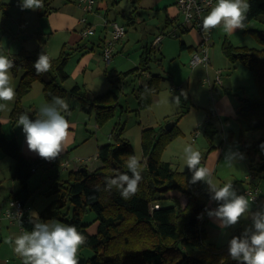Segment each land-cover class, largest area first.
<instances>
[{"label":"trees","instance_id":"16d2710c","mask_svg":"<svg viewBox=\"0 0 264 264\" xmlns=\"http://www.w3.org/2000/svg\"><path fill=\"white\" fill-rule=\"evenodd\" d=\"M248 3L250 7L242 30L251 33L261 47L234 45L225 38L221 50L231 63H241L252 72L257 96H238L236 112L237 117L245 121L247 129L258 130L264 129V0H248ZM252 19L263 27L247 28V22ZM180 45L183 46V42ZM65 46L62 45L56 58H51L43 45L33 49L21 47L18 52L8 56L14 63L11 71L18 75L16 98L9 116L11 121L15 122L19 114H25L21 96L30 90L35 80L42 82V92L48 103L54 96L64 99L74 97L81 110L95 113L98 125L111 118L118 105L120 111L127 110V107L119 104L118 95L111 89L90 95L78 84L70 88L62 84L68 78L65 64L69 52ZM82 48L83 44H77L74 49ZM42 52L50 57L51 68L46 73L37 74L33 64ZM154 59L153 47L144 46L138 65L120 72L117 80L121 82L136 70L148 71L149 63ZM161 79L159 73H150L146 84L137 88L135 97L139 109L150 106ZM180 116L177 114V120L170 130H165L163 125L142 127L139 160L146 167L141 173L139 190L130 199L121 198L116 189H106V177L114 176L115 172L131 175L126 161L129 156H136L129 140L122 136L123 124L116 122L111 129L112 140L97 147V166L89 169L81 165L68 170L64 178L58 173L54 175L52 183L43 191L45 194L56 193L57 197L39 212L38 218L76 226L87 238L84 246L92 250L87 264H240L229 256L228 241L233 236H241L245 229L240 226L234 228L223 243L208 241L207 213L214 203L209 190L203 187L202 182L192 183L191 177H186V172L176 171L168 161L160 159V152L178 132L176 122ZM250 149L249 169H255V155L259 168L263 170L264 137L257 139ZM0 151L15 161L12 177L19 187L9 193V199H19L28 205L33 193L28 184L29 178L38 167L47 169L51 164L39 156L24 155L17 138L6 135L1 124ZM82 166L86 168L81 169ZM181 196L186 198L183 205ZM160 198H172L173 203L154 205V201ZM65 206L67 209L63 210ZM87 211L95 213L93 221L97 224L94 232L87 230L91 223L82 220ZM198 216L201 218L198 219ZM35 220L36 216L26 214L20 217L18 224L23 230L31 231Z\"/></svg>","mask_w":264,"mask_h":264},{"label":"rangeland","instance_id":"374dc122","mask_svg":"<svg viewBox=\"0 0 264 264\" xmlns=\"http://www.w3.org/2000/svg\"><path fill=\"white\" fill-rule=\"evenodd\" d=\"M52 1L43 0L44 6L41 9L30 10L22 9L21 0H0V55L8 57L18 52L21 46L30 49L34 48L41 41L51 58L59 56L63 45L62 41H56L51 34L42 35L37 33L41 13ZM68 1L73 8L70 11L79 10L74 4L76 0ZM133 4V0H111L109 2L110 8L107 11L108 14L104 8L96 10L95 6L91 12H81L80 17H85L87 22L94 27L92 35L82 37L85 41H96L99 36L105 33L104 19L106 17L107 19L115 17L117 22L124 23L127 28L126 37L121 42H115V50H113L110 63L106 66V71L95 75H92L89 69L82 65L81 61L79 62V50L74 49L77 44L72 46L69 40L64 43L66 44L65 50L69 52L65 70L70 76L63 85L66 88H70L76 82L89 94L95 95L104 93L108 89L113 90L118 95L119 104L127 107V110L120 111L118 105L114 115L101 124L100 130L103 129L105 133H109L116 122L123 124L122 136L129 140L138 158L141 156L140 132L142 127L164 125L166 121L177 117V114L181 115L176 122L178 132L164 146L160 152V159L168 161L174 170L186 172V177H191L192 173L187 169L183 161L184 147L191 144L194 149L200 151L202 157L205 156V153L209 152L208 154H210L215 148L218 149L217 153H221V157L220 155L217 157H220L218 163L212 168L214 179L221 185L225 182H232L237 194L244 195L250 201L249 215L241 218L232 229L225 228L224 233H222L223 228L219 226L218 220L214 217L210 218L207 224V240L223 243L234 228L239 226L243 229L251 228V213L264 207V205L260 206L264 204V169L259 168L257 164L258 158L253 155L255 169L248 170L249 159L244 149H250L257 139L264 137V129H247L245 121L238 117H209L210 111L213 110V103L216 101V96L219 93L225 92L228 94L233 101L235 109L238 106V96L245 95L251 98L257 96L252 72L242 65H238L237 68L233 67V63L224 56L221 50V43L225 37L235 45H246L257 48L261 47V45L251 33L243 32L242 29L236 30L233 33H225L222 27L218 28V32L212 29L210 39L212 43L209 46L210 63L207 65L200 64L192 68L190 67L189 59L193 50H189L188 53L184 50H179V42L181 40L189 42L187 40V32L178 30V36L176 37L164 35L159 43V49L153 48V56L161 58V61L158 63L156 60H151L149 71L150 73L162 74L164 77L169 76L170 79L161 82L156 100L152 101L148 109L141 111L137 106L136 97L132 93V88L137 83L131 76L123 83H119L117 75L138 64L140 42H149L161 30L166 34L176 27V23L174 25L167 24L165 27H162L163 29L161 28V24L156 27L152 25L153 23H147L146 20L143 23L135 25L127 24L125 23L126 18L124 15L129 14L133 8ZM179 21H182L181 16H178L176 19V22ZM260 25V22L252 19L247 22L246 27L261 28ZM81 26L80 24L79 27L81 28ZM79 27H76V29ZM234 64L237 65V63ZM10 72L12 76L11 82L15 90L18 75H15L11 70ZM218 72H220V84L216 86L217 90L209 89L208 83H203L204 80L209 79L211 81ZM174 97L180 98L179 105L173 102ZM65 101L68 103V111H71V114H74L73 111H78L79 105L76 98L68 96ZM44 103L48 102L42 92V83L39 80H35L30 90L21 96V104L26 109V114L32 119V110L38 112L39 107ZM11 107H13V102L8 103L5 110H0L1 126L8 136H23L21 127L17 126L16 121H11L9 117ZM80 113L81 115L83 114L82 112ZM165 115L169 116L170 119L165 118ZM207 117L209 118L207 119ZM73 150L68 148V152H63V154L70 158L80 159V155H77ZM26 152L31 151L27 148ZM215 156L214 160L216 159ZM226 157L231 158V167L226 163ZM82 158L85 159L86 157ZM12 163L13 159L2 154L0 151V212L5 207L10 193ZM88 166H90V162ZM201 166H204V164L201 163ZM58 171L60 173L62 170L59 169ZM251 172L254 175V185H257L260 189L256 200L249 194L244 193L245 189L251 185L248 183L249 179L245 178ZM67 173L68 170H64L60 177L64 178V176H67ZM54 174H56V170L52 167L47 170L39 168L32 173L28 181L30 189L33 190L32 198L28 202L29 213L38 216L39 212L57 197L56 193L45 194V191H43L44 188L48 187L45 184L49 181L50 176ZM15 183L17 184V181ZM202 185L208 189L206 183L202 182ZM185 201L186 198L181 196L180 202L182 205ZM158 203L161 206H167L171 205L173 200L172 198H160L158 201H154L153 204L157 205ZM213 206L216 208L218 202L214 201ZM65 209H67V206L63 207V210ZM94 218L95 213L87 211L83 215L82 220L83 222L91 223ZM40 221L47 222L49 220ZM6 223L9 226H6ZM0 229V264H23L22 258L14 253L9 244L4 242L8 236L18 235L21 231L16 224L6 222V220L0 222ZM219 229H221V232ZM91 253L92 250L89 247L82 245L78 251L79 264H87V257Z\"/></svg>","mask_w":264,"mask_h":264},{"label":"clouds","instance_id":"9594fccd","mask_svg":"<svg viewBox=\"0 0 264 264\" xmlns=\"http://www.w3.org/2000/svg\"><path fill=\"white\" fill-rule=\"evenodd\" d=\"M43 6V0H21L22 9L36 10ZM249 7L248 0H215L207 14L201 17L202 29L208 32L222 27L225 33L243 29ZM13 67L11 59L0 55V110H5L8 103L16 98L10 72ZM33 67L37 74L48 72L51 68L50 57L42 52ZM173 102L179 105L180 98L174 97ZM68 107L64 98L54 96L50 103L39 107L34 119H30L27 114H19L16 125L21 127L29 151L47 161L60 156L69 135L70 125L63 114L68 111ZM201 160L200 151L191 144L184 147L183 161L192 173L191 182L206 183L211 199L218 202L214 210L208 211V216L216 218L221 228L236 225L241 218L249 215V199L238 195L232 182L221 185L216 181L213 170L201 166ZM226 163L232 166L230 157H226ZM126 167L131 175L115 172L114 176L106 177L105 181L107 190L116 189L121 198L130 199L139 190L141 173L146 166L141 164L137 156L131 155L127 158ZM251 221V228L228 241V254L240 264H264V207L251 213ZM86 239L74 225L57 220L42 222L36 216L31 231L24 230L18 235H10L4 242L22 258L23 264H79L78 251Z\"/></svg>","mask_w":264,"mask_h":264},{"label":"crops","instance_id":"0c3cea01","mask_svg":"<svg viewBox=\"0 0 264 264\" xmlns=\"http://www.w3.org/2000/svg\"><path fill=\"white\" fill-rule=\"evenodd\" d=\"M78 1L79 0H76L74 2V4L79 8V10L78 11L77 10L70 11L73 8L71 7L68 0H53L48 5V7L45 8V10L41 13V17H40V21H39L40 25H38V27H37V31H38L37 33L42 34V35L51 34L52 37L54 36L56 41H62L63 44L66 43L68 40L70 42V45H72V46L75 44H83V48L78 51L79 62L81 61L82 65L85 66V68H88L92 75L99 74L100 72L106 71V66H108L105 64V62L102 59L101 51H102V45L104 43V40L109 36V29H107L108 27H106L105 33H103V35L99 36L96 41L91 40L89 42V41H85V39H82V37H87L89 35H87V36L81 35V28L79 26L81 24L80 23V18H81L80 15H81V12H83V10L80 7ZM110 1L111 0H95L94 6H95L96 10L104 8L105 12L108 14L107 11L110 8L109 7ZM133 2H134V4H133V8L131 10L132 12L130 11L128 15H126V16L124 15V17L126 18L125 23L135 25L137 23H143V21L146 20L147 23H149V24L153 23L152 25H154L156 27H158V25L161 24V28L165 27L167 24L174 25V23H176V27H174L172 29L175 30L176 32H178V30H181V32H187V35H188L187 40L189 41V42H186L185 40L184 41L181 40L179 42V50L180 51L184 50L185 52L188 53L189 50L195 49V47L199 41V34L194 28L182 27V25H180V23H181L180 21L176 22V19L178 18V16H181V13L177 8L175 0H133ZM214 3L211 6H213ZM211 6H209L204 11L203 15L207 14V12L210 10ZM92 18H93V16H92ZM106 19H107V17H106ZM109 20H116V18L113 17ZM122 24L125 25L124 23H122ZM76 27H79V28L76 29ZM260 27L262 28L263 25L261 24ZM218 28H221V27H218ZM218 28H215L216 32H218ZM236 30H241V29H236ZM126 31H127V28H126ZM159 33H163V30H161V32L159 31L158 34ZM164 35L176 37V36H178V33L176 35L163 33V36L160 39L159 43L163 39ZM217 35H219V34H217ZM125 37L126 36L124 35L122 38L117 40V42L123 41ZM154 37H153V39H154ZM153 39L149 40V42H144V43L140 42L141 43L140 53H141V50L144 46L151 45ZM224 39H225V37L223 38V40ZM181 42H183V46L180 45ZM230 42L232 43L231 40H230ZM232 44H234V43H232ZM39 45H43V43L41 41H39L35 47H37ZM21 47H23V46H21ZM43 47H44V45H43ZM30 49H33V48H30ZM140 53H139V56H140ZM154 60H156L158 63H160L161 58H160V60H158L157 58ZM138 61H139V59H138ZM209 63H210V61H209ZM137 65L138 64H136L135 66H137ZM149 65H150V63H149ZM238 65H242V64H239V63H237V65L233 64V67L237 68ZM135 66H133V67H135ZM197 66L198 65H195V66L190 65V67H192V68L197 67ZM242 66H244V65H242ZM149 75H150L149 69H148V71L136 70L134 73L125 76L123 78V80L119 83H123L126 79L129 78V76H131V78H133V80H135V82L137 83V85L132 88V93H134V95H135L137 88L139 86L146 84V82L149 78ZM160 75L162 76V79L159 83V88H158L157 92L152 97V101L156 100V98H157V93L160 90L161 82L163 80H166V79L169 80L170 79L169 76L164 77V75H162V74H160ZM13 76H15V75H13ZM69 76H70V74L68 73V78H69ZM214 79L215 78H213L210 81L212 83L211 85L207 84V82H205V81L203 83L207 84L209 89L217 90L216 86L218 84L214 82ZM66 80H64L63 83ZM16 83H17V81H16ZM74 84H78V83L74 82L73 85ZM90 95H95V94H90ZM216 97H217L216 101L213 103V110L210 111L209 117L233 116L236 118L237 117V112H236L237 109L234 108L233 101L228 96V94L223 92L222 94H220V93L217 94ZM118 102H119V99H118ZM78 105H79V103H78ZM150 106H151V104H150ZM149 107L142 108L141 111L146 110ZM23 109H24L25 114H26V112H27L26 109L24 107H23ZM73 109H75V107H73ZM70 112L71 111H67L64 114L65 118L69 122L70 132H69L68 138L66 139V142L64 144V151L63 152H68V148L69 149L71 148V149H74L73 151H75V153L77 155H80L81 158H80V160H76V158H70L69 156H66L65 154H63V152H62L60 154V156H58L57 160L54 161L50 165V168L51 167L54 168L56 170V173H58L60 176L62 175L64 170L76 169V168L80 167L81 165H85L89 169H92L95 166H97L99 164V160L97 159V147L101 144H104V143L112 140L111 130L109 133H105L103 131V129L100 130L101 125H98L96 123L94 112H86V111L81 110L80 108L78 109V111H73L74 114H71ZM80 112H82L84 115L83 114L81 115ZM36 113H37L36 110H34V111L32 110V114H31L32 119L35 118ZM209 117H207V119ZM165 118L170 119V117L167 115H165ZM0 124H1V122H0ZM161 125L162 124H160L159 126H161ZM14 136L17 138V140L20 144L21 152L24 155L31 156V157L38 156L34 152H26L27 145L25 143L24 135L23 136L14 135ZM244 149L246 150L245 153L249 159V155L252 154L251 149H248V148H244ZM217 151H218V149L215 148V150H213V152H211L210 154H208L209 152L205 153V156L202 157L201 163L204 164V166L210 167L211 169L214 168V166L218 163V159L221 157V153L219 154V152L217 153ZM248 151H250V152H248ZM219 155H220V157L217 158ZM6 156H8V155H6ZM214 156L216 158L215 160H214ZM9 157H11V156H9ZM82 157H86V158L84 159ZM12 159H13V163L11 164V178L12 179H11V183H10V187H9L10 192L15 191L19 187L18 182H17V184L15 183V181H17V180L12 177V169H13L14 162H15L14 158H12ZM64 160L70 161V164L66 168H63V166H62V161H64ZM89 162H90V166H88ZM248 164H249V161H248ZM39 168L40 167H38L36 170H38ZM47 169H49V168H47ZM47 169H45V170H47ZM59 169L62 170L60 173L58 171ZM248 170H250L249 166H248ZM251 174H252V172H251ZM54 175L50 176L49 181L47 182V184H45L46 186H49L52 183V181L54 179ZM245 178L247 180L249 179L248 183L253 185L254 179H250L248 177H245ZM8 199H9V196H8ZM6 205H7V202H6ZM158 205H159V203H158ZM263 205L264 204H261L260 206H263ZM4 208H2L1 212L3 211ZM214 209H215V207L212 205V210H214ZM27 215L28 216H35L33 213H29V212H27ZM210 218L211 217L208 216L207 224L209 223ZM6 222H8V221L6 220ZM12 224H16L20 231H24L19 226L18 222H16V223L13 222ZM96 224H97L96 221L91 222V224L87 227V230L89 232H94L96 229ZM207 224H206V229H207ZM6 226H9V225L7 224ZM10 226H13V225H10ZM232 227L233 226H229L226 229H232ZM224 229L225 228H223L222 233H224ZM219 230L221 232V229H219ZM207 232H208V230H207Z\"/></svg>","mask_w":264,"mask_h":264},{"label":"built area","instance_id":"2783aa9c","mask_svg":"<svg viewBox=\"0 0 264 264\" xmlns=\"http://www.w3.org/2000/svg\"><path fill=\"white\" fill-rule=\"evenodd\" d=\"M215 0H175L178 10L181 13L182 21L180 25L182 27H190L194 28L199 34V41L191 54L189 59V64L191 66L195 65H207L209 64V46L211 45V35L212 30L205 32L201 26V17L203 16L204 11L211 6ZM80 7L83 12H91L94 9L95 0H79L78 1ZM81 26V35L87 36L92 35L94 33V27H92L89 22H87L85 17L80 18ZM104 26L109 29V36L104 40L102 45L101 56L106 65H108L113 56L114 44L117 40L122 38L126 33L125 25L117 22L116 20L104 19ZM168 34L176 35L177 32L175 30H171L167 32ZM163 33H159L156 35L151 43L153 48L159 49V41L162 38ZM220 72L215 76L214 82L220 84ZM209 85L212 83L209 79H205ZM173 87V86H172ZM58 158V157H57ZM47 161L43 159L47 164H52L57 160ZM76 160H80L76 158ZM70 164L69 160L62 161L63 168H66ZM32 169H35L34 167ZM248 178L254 179L253 174H249ZM260 189L257 185H251L247 189H245L244 193L252 196L254 200L258 196ZM29 209V205H24L19 199H9L7 201V205L0 212V222L2 220H7L9 223L18 222L20 217L26 215Z\"/></svg>","mask_w":264,"mask_h":264},{"label":"water","instance_id":"95a60500","mask_svg":"<svg viewBox=\"0 0 264 264\" xmlns=\"http://www.w3.org/2000/svg\"><path fill=\"white\" fill-rule=\"evenodd\" d=\"M177 120V117L171 119V120H168L165 124H164V128L165 130H170L173 125H174V122ZM86 167L85 166H82L81 169H85Z\"/></svg>","mask_w":264,"mask_h":264}]
</instances>
